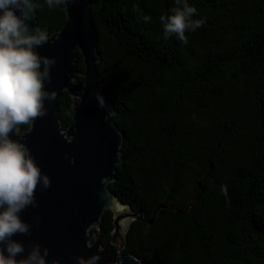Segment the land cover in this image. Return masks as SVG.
<instances>
[{"label":"trees","instance_id":"1","mask_svg":"<svg viewBox=\"0 0 264 264\" xmlns=\"http://www.w3.org/2000/svg\"><path fill=\"white\" fill-rule=\"evenodd\" d=\"M185 2L200 21L186 30L187 43L167 34L161 19L174 14L177 0H93L90 7L103 90L125 138L108 186L132 211L155 218L133 221L125 253L144 264H264V0L179 6ZM35 6L47 37L63 28L64 0ZM73 102L65 92L63 129L72 124ZM113 218L104 213L103 246Z\"/></svg>","mask_w":264,"mask_h":264},{"label":"water","instance_id":"2","mask_svg":"<svg viewBox=\"0 0 264 264\" xmlns=\"http://www.w3.org/2000/svg\"><path fill=\"white\" fill-rule=\"evenodd\" d=\"M35 1L29 29L41 31ZM92 3L64 0L66 23L36 48L49 61L45 91L55 99L46 98L45 114L31 121L27 131H13L11 138L27 146L49 185L44 187L41 178L33 204L20 213L29 230L12 237L25 248L17 259L39 246L41 255L47 250L46 264H79L80 259L87 262L93 257H98L94 264H144L135 253H125L127 236L133 221L152 225L155 218L146 220L142 211H132L108 186L122 162L125 138L113 120L115 105L103 90L97 67L99 33ZM77 52L83 57L84 72L79 70ZM78 76L84 82H77ZM65 92L74 100L73 121L67 129L62 127L60 111ZM107 210L113 213L114 229L103 246L100 225Z\"/></svg>","mask_w":264,"mask_h":264},{"label":"clouds","instance_id":"3","mask_svg":"<svg viewBox=\"0 0 264 264\" xmlns=\"http://www.w3.org/2000/svg\"><path fill=\"white\" fill-rule=\"evenodd\" d=\"M63 0H47L51 7ZM177 0L174 14L166 19L165 32L175 33L187 43L186 30H195L200 21L191 17L195 8L186 2L180 7ZM32 0H0V264H46L47 250L41 255L39 246L34 247L26 258L17 259L25 251L21 242L12 237L26 234L28 226L20 213L33 204L34 193L41 182V171L27 146L11 138L20 125L29 124L44 115V100H54L55 95L45 91L49 75V61L42 59L36 48L47 40L45 33L30 31ZM43 186L48 187L47 177ZM5 250L7 255L5 254ZM98 257L79 264H94Z\"/></svg>","mask_w":264,"mask_h":264},{"label":"rangeland","instance_id":"4","mask_svg":"<svg viewBox=\"0 0 264 264\" xmlns=\"http://www.w3.org/2000/svg\"><path fill=\"white\" fill-rule=\"evenodd\" d=\"M190 188H191V185L190 184L188 186H186L187 192H189Z\"/></svg>","mask_w":264,"mask_h":264}]
</instances>
